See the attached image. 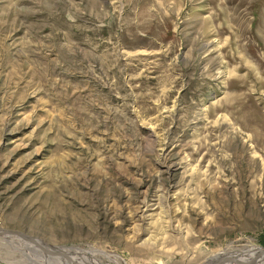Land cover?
Wrapping results in <instances>:
<instances>
[{
  "label": "rangeland",
  "instance_id": "obj_1",
  "mask_svg": "<svg viewBox=\"0 0 264 264\" xmlns=\"http://www.w3.org/2000/svg\"><path fill=\"white\" fill-rule=\"evenodd\" d=\"M263 234L264 0H0V264H247L218 256Z\"/></svg>",
  "mask_w": 264,
  "mask_h": 264
},
{
  "label": "bare ground",
  "instance_id": "obj_2",
  "mask_svg": "<svg viewBox=\"0 0 264 264\" xmlns=\"http://www.w3.org/2000/svg\"><path fill=\"white\" fill-rule=\"evenodd\" d=\"M11 236L12 237H8V238H5V236H2L0 238H5L4 241H6V239L8 240H19L20 237H17L16 235H13L11 233ZM8 242V241H7ZM21 242V241H20ZM0 243L1 242V239H0ZM10 243V242H9ZM3 244V243H2ZM11 244V243H10ZM22 246L20 247L21 249H30L29 245L25 242V241H22L21 242ZM2 246V245H1ZM243 250V248H241ZM224 256V257H223ZM243 259L245 262L247 261L249 264H251L252 262H254L255 260H257V262H254L252 264H258L259 262L263 261L264 260V250L262 248H259L257 247L256 245L254 244H250L249 246H246L245 249L242 251V252H238V251H227V252H223L222 254H220L218 256V259L222 261H224L225 259H229L231 261H236V259ZM31 259V258H30ZM36 259V258H35ZM239 259V260H240ZM37 261L39 259H36ZM228 261V260H227ZM251 262V263H250ZM219 263V262H218ZM229 263V262H228ZM247 263V264H248ZM67 264V263H66ZM209 264V263H208Z\"/></svg>",
  "mask_w": 264,
  "mask_h": 264
},
{
  "label": "trees",
  "instance_id": "obj_3",
  "mask_svg": "<svg viewBox=\"0 0 264 264\" xmlns=\"http://www.w3.org/2000/svg\"><path fill=\"white\" fill-rule=\"evenodd\" d=\"M260 241L263 242V244H264V234L261 236Z\"/></svg>",
  "mask_w": 264,
  "mask_h": 264
}]
</instances>
